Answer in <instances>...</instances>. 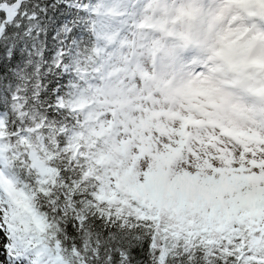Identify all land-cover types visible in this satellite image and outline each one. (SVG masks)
Returning <instances> with one entry per match:
<instances>
[{"label":"snow or ice","instance_id":"snow-or-ice-1","mask_svg":"<svg viewBox=\"0 0 264 264\" xmlns=\"http://www.w3.org/2000/svg\"><path fill=\"white\" fill-rule=\"evenodd\" d=\"M0 264H264V0H0Z\"/></svg>","mask_w":264,"mask_h":264}]
</instances>
